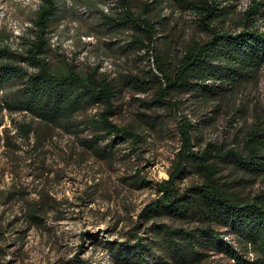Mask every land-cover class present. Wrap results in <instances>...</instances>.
<instances>
[{
  "label": "trees",
  "instance_id": "16d2710c",
  "mask_svg": "<svg viewBox=\"0 0 264 264\" xmlns=\"http://www.w3.org/2000/svg\"><path fill=\"white\" fill-rule=\"evenodd\" d=\"M115 2V12L102 13V23L117 32L129 31L126 47L148 57L151 53L155 72L116 78L97 67L84 71L67 62L51 63L49 31L59 18L60 4L39 0L32 25L16 45L0 32V38L5 37L0 40V111L20 112L44 125L88 129L91 134L81 139L84 149L108 159L121 142L140 149L145 141L137 125H118L112 119L125 89L153 90L146 108L177 111L178 103L170 100L173 94L189 93L207 101L222 98L264 66V0H249L242 11L237 10L238 0ZM168 6L191 13L203 34L176 57L166 53V42L157 50L158 32L167 18L155 16ZM92 108H97L95 114L76 120ZM196 128L189 118H181L182 148L168 177L155 183L159 196L139 216L144 235L134 232L124 241L95 242L106 251L108 264H200L212 252L234 264H264V190L242 194L223 174L228 167L252 179L264 178V122L237 134L229 148L207 142L194 149ZM30 130L28 124L26 138ZM187 174L197 180L183 187ZM50 200L47 192L40 194L28 214L30 223L40 222ZM225 235L235 241L228 242Z\"/></svg>",
  "mask_w": 264,
  "mask_h": 264
},
{
  "label": "rangeland",
  "instance_id": "374dc122",
  "mask_svg": "<svg viewBox=\"0 0 264 264\" xmlns=\"http://www.w3.org/2000/svg\"><path fill=\"white\" fill-rule=\"evenodd\" d=\"M248 3L238 0L237 10ZM59 4V18L49 31L51 63L67 62L84 71L97 67L116 78L156 71L151 53L148 57L126 47L129 31L117 32L102 23V13L115 12V0H59ZM38 5L39 0H0V32L10 35L13 45L32 25ZM160 16L167 21L158 32L157 50L166 42L169 56L180 55L188 43L203 37L187 11L168 6L155 19ZM151 93L132 89L121 93L112 119L118 125H137L145 141L140 149L121 142L108 159L84 149L81 139L91 134L88 129L44 125L20 112L0 111V264H79L77 259L108 264L106 251L95 242L124 241L134 232L144 235L139 216L159 196L155 183L167 178L176 162L182 148V117L196 124L194 149L207 142L232 147L237 134L264 122V66L222 98L207 101L189 93L173 94L170 100L178 103L177 111L146 108ZM96 111L92 108L76 120ZM28 124L31 135L26 138ZM223 174L242 194L264 190V178L252 179L228 167ZM196 180L187 174L181 186ZM45 192L52 198L47 212L39 223H30L28 214ZM225 239L235 241L231 235ZM200 264L234 261L212 252Z\"/></svg>",
  "mask_w": 264,
  "mask_h": 264
}]
</instances>
